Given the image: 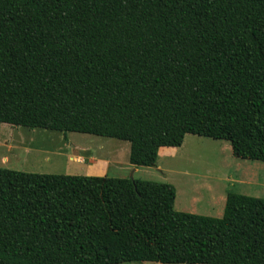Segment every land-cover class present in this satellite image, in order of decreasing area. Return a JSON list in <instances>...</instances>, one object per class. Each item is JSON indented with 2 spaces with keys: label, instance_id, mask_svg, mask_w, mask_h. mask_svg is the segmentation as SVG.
<instances>
[{
  "label": "trees",
  "instance_id": "obj_1",
  "mask_svg": "<svg viewBox=\"0 0 264 264\" xmlns=\"http://www.w3.org/2000/svg\"><path fill=\"white\" fill-rule=\"evenodd\" d=\"M0 123L128 141L135 167L188 134L264 162V0H0ZM176 197L0 167V264H264V198Z\"/></svg>",
  "mask_w": 264,
  "mask_h": 264
},
{
  "label": "rangeland",
  "instance_id": "obj_2",
  "mask_svg": "<svg viewBox=\"0 0 264 264\" xmlns=\"http://www.w3.org/2000/svg\"><path fill=\"white\" fill-rule=\"evenodd\" d=\"M130 148L128 141L111 137L0 123L1 168L40 174L88 175L87 167L112 158L109 177L133 175L136 179L172 183L177 190V211L186 205L200 209L197 214L213 217L221 215L210 210L208 188L214 194L234 192L264 198V162L235 156L229 141L188 134L182 146L157 160L161 167H139L138 173L130 165Z\"/></svg>",
  "mask_w": 264,
  "mask_h": 264
},
{
  "label": "crops",
  "instance_id": "obj_3",
  "mask_svg": "<svg viewBox=\"0 0 264 264\" xmlns=\"http://www.w3.org/2000/svg\"><path fill=\"white\" fill-rule=\"evenodd\" d=\"M175 150H176V147H162L159 150L158 160L163 154H169L171 152H174ZM112 164H113L112 158H110L109 160H106V159L105 160H99V162L96 163L95 165H93V167H91V166L87 167V173H88V175H91V176H109V172H110ZM130 165L132 167H134V170H133L134 173L139 172V169H140L139 167H135L132 164H130ZM142 167H144V166H142ZM153 167L159 168L161 166H158V162H157L156 166H153ZM142 180H144V179H142ZM208 189H210V192H211V195L208 198L210 201V210L216 211L217 214L222 216L224 214V209H225L228 194L225 195L223 193H217V192L214 194V192L212 191L211 188H208ZM182 211L197 214L198 212H200V209H198L196 207L193 208V207L184 205V207H182ZM208 216H210V215H208Z\"/></svg>",
  "mask_w": 264,
  "mask_h": 264
},
{
  "label": "water",
  "instance_id": "obj_4",
  "mask_svg": "<svg viewBox=\"0 0 264 264\" xmlns=\"http://www.w3.org/2000/svg\"><path fill=\"white\" fill-rule=\"evenodd\" d=\"M131 178L134 179L132 175H131Z\"/></svg>",
  "mask_w": 264,
  "mask_h": 264
}]
</instances>
